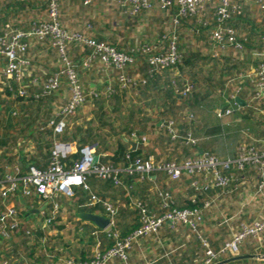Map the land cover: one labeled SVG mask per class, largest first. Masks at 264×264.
<instances>
[{
  "label": "trees",
  "instance_id": "trees-1",
  "mask_svg": "<svg viewBox=\"0 0 264 264\" xmlns=\"http://www.w3.org/2000/svg\"><path fill=\"white\" fill-rule=\"evenodd\" d=\"M38 1L40 2L37 4L31 2L30 6H24L23 4L25 3L23 0H0V37L4 36V33L9 30L7 26L10 25L9 22H17L20 15L28 12L26 11L27 7L28 9L36 8V10L44 8L48 15V1ZM65 1L66 0H62V8L64 7ZM69 1L71 3L85 4V0ZM93 1L94 0H90L88 5ZM123 1L124 0H117L118 4L124 8L127 17L142 15L143 13H148L155 9H159L160 12L169 10L170 15L172 16L171 20H173L171 33L160 36L155 43L142 44L132 52H124L106 40L89 36L88 32L91 30L90 27H88L86 31H73L62 24L63 28L70 33H78L88 39H94L97 42L115 47L118 51L130 56L132 61L128 62L123 69H119L115 65L105 64L98 57L93 60V65L95 66V64H98L99 66H97L99 70L102 69L105 75H107L104 83L100 84L103 94L94 100L91 98L92 102L94 101L93 103L95 104H93V109L91 110L93 118L90 122L87 124L74 125L72 132H69V126H66L62 133L54 135L53 129L40 130V127L38 126V123L44 119L41 116L44 115V109L50 107L48 101L56 98L62 88L63 80L61 78L60 90L53 94L44 95V86L55 72L49 76L46 75V73L44 74L42 80L45 81L39 91L34 90L35 88H33V86L35 85L28 83L31 76H25L23 84L28 87L31 95L29 98H22L9 92L7 94L12 97L13 100H7L4 98L3 94L0 93V152L3 148L9 147L10 142L13 141L12 143L16 145L17 140L25 136L35 139L42 152L45 148L46 150H49L48 144L46 147L44 145V148L42 144L53 139V137H57L56 139H59L62 142L74 143V153L67 157L66 164L68 167L65 166L66 170H71L80 161L82 155L81 150L85 146H93L95 144V153L98 156L100 155L98 166L112 168L115 172H113L110 177L105 178L98 174L88 175L86 178L87 189L83 187L74 188V197L72 199L75 201V203L73 202L74 204L89 208L88 212L91 213H95L96 211H102L103 213L107 212L106 206L103 205L102 201L108 202L114 207L116 213L114 216V225L111 227L112 232L111 234L109 233L110 236L107 232L102 233L100 234L101 237L96 240V242L93 240V237L89 239L88 242V245L93 246L99 243L97 249L102 252L115 246L116 239L113 237L112 233L117 232L121 238H125L140 228L143 223V210H146L150 215L156 217H161L166 212L172 210L201 212L202 220L199 222L200 224L196 230L190 225L181 222L175 226L181 225L184 228H187L193 238L202 245V242L205 241V237L202 235L201 231L202 225L206 219L207 211L215 206L217 199L228 198L229 194L232 192H237L239 190L241 192L244 188L242 176H244L249 169H254L256 176H260L258 168L249 165L246 166L244 170H223L224 175L232 177V181L227 188L215 187L213 184L207 183L201 175L192 177L184 174L181 177L183 181L185 178L190 179L187 185V197L182 199L173 195L169 189L166 188V190L160 188L151 177L162 174L170 183L179 182L181 179L177 181L172 180L169 178L168 173L163 171L142 173L135 170V161L140 159L142 162H148L151 159L150 156L153 150L149 148V146L144 145L145 143H142L141 141L140 147L135 151H131L124 136L130 137L131 134L136 131H140L141 133L145 132L147 140L152 139L150 141H152L153 146L158 147L161 150V155L154 158L156 164L176 163L177 165H182L186 161L196 160L201 157L224 162L227 160H236L245 147H255L260 149L264 145V138H256L251 135L249 137L248 135L243 137L244 133H241L239 138L236 134L226 133L222 128H218L221 126L220 123L222 120L217 117L216 114L217 109L225 107V99L230 95L232 96L241 93L240 97L247 102V106L249 103V105L252 106L255 103L259 104L260 102H264V99L262 101L253 100L256 91L255 86L254 91L252 94H249V97H247L246 94H243L242 89L245 86L244 83H253L245 80L241 84V76L248 72L243 73L245 71L243 63L237 64V62L234 61L236 56V58L243 57V53L249 46V34L253 30L248 31V24L241 23L243 19L239 16L240 14H234L226 25L231 27L234 26L233 24L240 25V30L233 28L236 31L237 38L240 39L242 49H236L234 46L228 44L225 50L219 51L220 55L223 54L222 57L213 58V56L210 55L208 58L205 57V54L201 50L195 48L197 46L195 41H207L208 39L206 36L209 33L208 49H210L209 52L211 49L214 50L211 30L216 23H211L209 19L205 17L204 11L195 16H183L180 14V7L175 3L176 0H172L174 2L173 6L165 9L162 7L161 0H149L151 3L150 8L141 7L138 12L132 13L130 10L126 11L125 9L126 6H130V4H123ZM31 14L32 13L29 14V17L32 20L29 22L24 21L21 28L15 26H10V28L13 30L29 32L48 20V17L43 20L40 19L41 15L38 17H31ZM214 17L216 20V10L214 12ZM176 18L179 20L178 23L175 22ZM7 20L8 23L6 22ZM259 33L260 35L258 38L260 40V46H262L261 36L264 33ZM172 41H175L176 43L177 52L182 59V64L175 70L167 69L161 73H155L156 67L151 63L150 57L166 55ZM32 42L36 43L38 49L44 50L46 47H51L59 55L57 48L53 45L50 38L44 40L28 38L27 50L22 55V59L28 62L26 63L27 65H23L25 68L36 65V60L34 57L32 58L33 52H31L30 48ZM145 45L150 46L151 48L153 47L154 51L149 54H144L143 52L138 51ZM73 47L79 48L81 51L80 56H83L84 60L90 58L94 53L93 48L83 45L82 43L74 42L67 46V56L70 60H72V56L69 51L70 48ZM81 57L77 59L78 64H81ZM261 58V56H256L255 67L260 64L262 60ZM0 61L4 63L5 67L7 64V58L2 57L0 58ZM183 64H185V66H183ZM40 73L42 72H35V76ZM1 75L7 80L3 74V70ZM7 81L13 82L15 80ZM37 81L40 82V80ZM37 81L33 83H38ZM80 84L82 85V81ZM230 85L235 86L234 90L228 89V87H231ZM188 87H191V92L187 95H183L184 90ZM78 111L69 116L67 119L68 122L71 121L73 118L72 116H75ZM45 123H48L46 118ZM24 124L25 126H23ZM173 135L178 136L174 139ZM188 138L196 141L197 149L194 155H192L188 149V151L185 149L186 151L182 154L177 150V147L180 145L189 148V145L184 144V142L189 143L187 142ZM162 153L164 155H162ZM162 156L170 158L169 160L162 161ZM38 160V155L24 158L25 164H31V166H35L36 161ZM3 171L4 169L0 168V177H2L4 173ZM258 180L260 179L258 178ZM261 182L262 180L257 184V191L260 195L264 193V189H261ZM175 184L177 186L180 183ZM150 187L152 192L148 191V188ZM148 193H152L154 196L150 198L148 197ZM162 193H168L170 195L169 207L167 209L163 206L164 201L162 200ZM127 194L136 202L126 199V202L122 204L125 208H122L121 205H115V203L112 202V200L117 198H126ZM92 196L97 197L101 202L95 204L92 203ZM155 200L159 202V211L154 207L155 205L153 201ZM132 204L133 206L135 205V209L130 215L137 216L136 223L138 224L132 226L131 230L122 232V224L125 223L124 220L126 218L125 215ZM2 210L3 207L0 205V212ZM124 211L126 213H123ZM262 220H264V218H258L241 224V227L236 234L242 230L243 225L248 224L253 226L254 223ZM165 225H167V223L164 224L163 227ZM124 228H128V226H125ZM99 231L102 232L101 230ZM19 234L26 239L31 240L33 238L34 241L37 240L35 238L36 234H32L28 229L23 228ZM157 234L146 237V239L156 236ZM248 238L253 237L250 236ZM82 243H84L83 240L81 241V244ZM205 244H207V242H205ZM225 245L222 248H224ZM86 246L87 245H82L81 248H76L73 251L74 256L69 257L66 261L72 260L76 264H83L89 261L93 256L94 251L90 257L87 256V254L84 253V247ZM221 249H212V251L219 252ZM25 250L31 259L37 255V260H32V264H46L51 259L50 257L48 258L46 250L41 248L36 242L31 250H27V248ZM260 253L264 255V245L260 249ZM1 256L0 253V257ZM64 264L66 263L64 262Z\"/></svg>",
  "mask_w": 264,
  "mask_h": 264
},
{
  "label": "crops",
  "instance_id": "crops-1",
  "mask_svg": "<svg viewBox=\"0 0 264 264\" xmlns=\"http://www.w3.org/2000/svg\"><path fill=\"white\" fill-rule=\"evenodd\" d=\"M28 1L30 0H23V2L25 3L23 5L30 6L31 2H34L36 4L40 2L38 0H31L30 2ZM233 4L241 8V14L239 15L243 19L241 23L248 24V31L253 30L249 34V46L243 53V57L234 58V61L237 62V64L243 63V65L245 66V71L243 73L250 72L255 68L256 56H263L264 54V48L260 46V40L258 38V36L260 35L259 32L264 33V9H262L261 7V0H235L233 1ZM218 5L219 3L208 4L205 7V17L208 18L209 21L213 24L216 23L214 12ZM72 6H77V14L71 15L67 21L68 14H66L63 10L64 8ZM129 8H131V6H126V11H128ZM26 9H28V7ZM154 12L160 13V15L163 17V20H154L153 18H151L152 15H157L154 14ZM72 16L73 18H75L73 23L71 22ZM46 18L47 13L46 11H44V14L40 17V19L43 20ZM171 18L172 16L170 15L169 10L160 12L159 9L149 11L148 13H143L142 15L127 17L126 13L124 12V8L118 4L117 0H94L90 5L71 3L69 0H66L64 3V7L62 8V24L65 25L66 28L69 27V29L73 31H86V29L90 27L91 30H89L88 32L89 36L106 40L107 42L113 44L115 47L124 52H132L142 44L155 43L160 36L170 34L171 29L173 28V20H171ZM31 20L32 19H30L29 21ZM24 21L28 22V20H26L24 16L20 15L18 21L15 22L17 24L9 22L10 25L7 26H15L17 28H21ZM6 22L8 23V20ZM233 25L235 29L240 30V25ZM208 35L209 33L206 36V38L208 39L206 42L209 44ZM195 43L197 44V41H195ZM197 47L198 46H196L195 48L197 49ZM30 48L31 52H33V57L40 56L41 53H43V51L45 50L38 49L35 42H32ZM46 49H48V47H46ZM209 50L210 49L208 48L203 49L202 52L207 56H213L215 54V51L211 49V51L209 52ZM80 52L81 51L78 47H73L72 49L70 48L69 53L72 56V60L70 61L72 62L75 70L79 75L80 82L82 81V85L86 94L88 96H91L94 90H102L100 84L104 83L105 77L107 75H105L102 69L99 70L98 64H95V67L93 65V61L89 66H85L84 62H86V60H84L83 56H80ZM222 56L223 54H221L219 57L213 58H220ZM80 57L82 58L81 64H78L77 59ZM57 58L60 64H58L59 66L56 69L55 73H61V71L64 69V64L62 61H60L58 54ZM183 66H185V64H183ZM3 67L4 63L0 61V93L7 94L11 92L10 88H13L14 90L17 89L18 83L16 81L8 82L7 80H5L3 75H1ZM24 70L26 76H31V81L29 80L28 83H30L31 85H35L33 86V88H35L34 90L38 91L42 88V84L45 81L42 80L44 74L46 73V75L48 76L52 74V72L46 71L43 68L38 70L37 68H35V65L29 68L24 67ZM39 71H41L42 73L35 76V72L39 73ZM61 77L63 83L67 82V84L69 85L66 76L63 75ZM37 80H40V82H38ZM35 81H37L38 83H33ZM242 83L243 82H241V84ZM244 85L245 86L242 89V92L243 94H246L247 97H249V94H252V92L254 91V85L248 82L244 83ZM234 88L235 86L228 87V89L232 90H234ZM62 90L63 92L70 95V89L64 90L62 88ZM240 96L241 93L232 96L230 95L225 99V107L216 110L217 117L222 120L220 123L222 127L220 126L218 128H222V130H225L226 133L236 134L238 137L241 133H244L243 137H246L247 135L249 137L251 135L256 138H264V102H260L259 104L255 103L252 106H250L249 103L247 106V102H245ZM237 99L244 101V104H239L236 101ZM48 102L50 103L49 108L51 109L52 100ZM93 102L91 101V103ZM227 110H230L231 112L229 114H226L225 112ZM220 113L223 114V116H219ZM89 114L90 117L87 116V118L85 116L83 119H87V121L91 120L93 118L91 110ZM41 116L44 119L38 123L40 130L53 129L54 135H58V133L55 132L54 128L50 125V122L52 121V119H54V115L49 116L46 114L45 116ZM45 118L46 120H48V123H45ZM87 123L88 122H86V124ZM76 124H80L79 121H76ZM23 126H25V124ZM69 132H72V129L69 128ZM145 135V132L141 133L140 131H136L131 134L130 137L124 136L129 145V149L131 151L137 150L140 147V138L145 137ZM28 138L31 139L28 142V148L31 146L32 149H35L36 147L40 151V154L38 153V151L37 153H33L34 151L30 148L29 151L31 152V155L29 156L38 155L39 160L36 161L37 165L35 164V166L39 168L43 167L42 169H47V167L49 166L52 151L55 149L57 144L72 145L71 154L74 153V143L72 144L70 142H62L59 139H56L57 137H53V139H50L42 144L43 148L44 145L45 147L47 146V144L49 145V150H46L45 148L42 152L39 149L40 147L35 139H32L30 137ZM150 140L148 139L144 145L149 146V148L153 150L150 158L154 159L156 158V156L161 155V150L158 147L153 146L152 141ZM130 142L136 143L135 150H132ZM184 144L189 145V148L183 145L178 146L177 150L180 151L181 154L187 149L191 152L192 155L196 153V144L191 145V143L189 144L186 142H184ZM18 145H20V142L18 143ZM181 146L184 149H182ZM92 147L96 149L95 144ZM12 153L13 158L10 160V162H0V168L4 169L3 172H5V168H8V170L11 172H16V169H18L22 174L25 173L29 169L31 164H25L24 158L29 156L20 149L13 150ZM162 155L164 154L162 153ZM169 158L170 157L167 158L166 156H162L161 160H169ZM98 159V161H100V155L98 156ZM66 166L68 167L67 164ZM258 178L262 180L260 176H256V174L254 173V169H249V171L246 172L244 176H242L244 188L241 192L240 190L237 192H232L229 194L228 198L216 200L215 206L207 211L205 222L202 225L201 232L205 237V241L203 240L204 242H202V245L199 244L200 242L196 241L193 238L187 228H184L181 225L171 226L168 223L159 231L156 236L142 239L138 244H136L130 252L127 261L124 262L121 260H115L113 262H110L109 264H204L208 249H221L227 242L233 239V236L239 231L241 224L258 218H264V199L263 196L260 195L257 191V184L260 181L258 180ZM151 179L157 185H159L160 188L169 189L170 192H172L176 197L182 199H185V197H187V185L190 178H185L184 181L183 179H181L179 182H175L180 183L177 186L175 183H170L162 174L152 176ZM151 190V187L148 188L149 192H152ZM162 194V200L164 201V197ZM153 196L154 194L148 193V197L151 198ZM126 199L132 200V202L135 201L131 196L127 194L126 198H117L112 200V202L115 203V205H121L122 208H125L124 206H122V204L126 202ZM73 202L75 203L73 199L60 197L56 203L58 205V208L54 209V204L48 202L45 199L38 198L34 190L30 193V195H26L23 193L22 189H19L17 192L10 194L8 200L4 202L5 204L2 203V200L0 198V205L1 207H3V209H5L6 206H25L23 210L24 212H21V210L17 208L20 214L19 222L21 224V230L23 228L28 229L29 232H32V234H36L37 236V240L32 242V246H27L28 242L26 241V239L23 236H20L19 233L21 232V230L17 231L9 238H0V253L2 255L0 259H8L10 261V264H31L30 261H32V259L27 255L25 249L29 248L31 250L36 242L41 246V248L46 250L48 258H51L46 264H64V261L66 259L63 260L62 257H60L61 254H64L61 253V250L63 252L64 249L60 248L59 246H66L67 244L64 243L62 237L61 239H57V237L61 236L64 232L68 234L73 230H76L78 232V235L76 236L79 242L78 245H87L86 247H84V253L90 257L93 251L98 248L99 243L95 246L88 245L89 239L93 237V240L96 242V240L101 237L100 234L106 233L109 227L106 230H101L95 224L84 219L83 215L90 213L104 216L110 220V225L112 219L109 216L108 212L103 213L102 211H96L95 213H91L88 212L89 208L74 204ZM153 202L155 205L154 207H156V209L159 211V202L157 200ZM129 208L130 209L127 213L125 212L127 210L123 212L126 213V218L124 220L125 223L122 224V232L129 231L132 229V226L138 224L136 223L137 216L130 215L131 213H133L135 205L133 206L132 204ZM70 218L72 219L73 224L68 225L66 224V222L71 223ZM238 218L240 219L237 220ZM63 220L66 221L63 222ZM125 226H128V228H124ZM96 229H99L102 232ZM45 231H48L47 234L45 233ZM22 239H24L25 242ZM82 240L84 243L81 244ZM205 242H207V244H205ZM263 245L264 233L256 238H247L240 245V251L237 255H228L221 262L230 260L237 256L255 255L257 256L255 258L231 261L226 264H264V255L260 253V249ZM81 247L79 246L77 248ZM72 254H74L73 251L71 255ZM68 261H65V263L67 264Z\"/></svg>",
  "mask_w": 264,
  "mask_h": 264
},
{
  "label": "built area",
  "instance_id": "built-area-1",
  "mask_svg": "<svg viewBox=\"0 0 264 264\" xmlns=\"http://www.w3.org/2000/svg\"><path fill=\"white\" fill-rule=\"evenodd\" d=\"M49 4L48 20L35 27L32 31L23 32L13 30L8 27V31L4 36L0 37V58H7V64L3 69V74L7 80H15L19 85L17 89L10 88L13 95H18L22 98H29L28 87L23 84V79L26 76L24 66L27 65L22 59L23 53L27 50L28 38H37L44 40L50 38L53 45L57 48L61 61L64 64V69L61 73H55L49 81L45 84L46 94H53L60 90L61 76L65 75L70 86V95L68 101L61 107L54 115V119L50 122L51 127L57 133H62L67 126V119L74 114L93 98L96 99L103 94L102 90H94L91 96H88L84 87L79 82L78 73L75 70L72 62L67 56V46L71 43H82L93 48L94 53L86 62L85 66H89L95 58L101 59L107 65H115L119 69H123L126 64L132 59L123 52L118 51L115 47L108 44L97 42L88 39L87 37L78 34L70 33L63 28L62 25V0H47ZM163 9L174 5L172 0H161ZM235 0H176L175 3L180 7V14L183 16L197 15L205 11L208 4L219 3L216 8V25L211 30L212 40L214 42L215 54L213 57H219V51L225 50L227 45H232L236 49H242L240 39L237 38L236 31L233 27L227 26L226 23L233 17L234 14H241V8L233 4ZM90 0H85V4H89ZM129 3L130 12L136 13L141 7L150 8L149 0H124L123 4ZM261 7L264 9V0H261ZM179 22L178 18L175 20ZM262 46L264 48V34L261 36ZM154 48L150 46H143L138 51L144 54L153 52ZM262 60L253 70L241 76V82L251 81L255 86L254 101L264 99V54L261 56ZM151 63L156 67L155 73H161L167 69H176L182 64V59L177 52L175 41H172L170 48L166 55H157L150 57ZM25 64V65H24ZM24 65V66H23ZM123 78V76H122ZM191 92V87L184 90L183 95ZM231 111L227 110L225 113L229 114ZM223 116V114H219ZM176 138V135H173ZM142 143L147 142L146 137H141ZM187 142L196 144V141L188 138ZM72 145L57 144L52 151L50 163L47 169H39L36 166H30L25 173H21L16 169V172H11L5 168V172L0 177V198L5 204L10 194L22 189L23 193L30 195L34 190L38 198L45 199L54 204V209L58 208L57 200L60 197L72 199L74 197V188L83 187L87 189L86 178L90 174H98L105 178L110 177L113 172L112 168L99 167V161L94 164L95 148L92 146L84 147L81 150V159L71 170H66V159L71 154ZM135 170L142 173H151L153 171L167 172L172 180H180L182 175L188 176H203L204 180L213 184L215 187L227 188L232 181L231 176L223 174V170H244L246 166L253 165L258 168L260 177L262 178L261 189H264V145L258 149L255 147H245L242 153L236 160H227L224 162L215 161L207 158H197L196 160H189L182 165L176 163L156 164L153 158L148 162H142L140 159L135 161ZM116 181V180H115ZM118 183V181H117ZM261 192V191H260ZM164 197L163 206L167 209L169 207L170 195L168 193L162 194ZM264 199V193H262ZM101 200L92 196V203H100ZM103 202L106 206L107 212L111 217V225L107 233L111 234V227L114 225L115 209L108 203ZM6 206V205H5ZM5 208V207H4ZM143 223L134 232L125 238H121L117 232L112 233L116 239V244L104 252L96 249L89 261L83 264H109L114 259L127 261L128 256L134 246L138 244L143 238L155 235L163 227L164 224H171L175 226L179 222L190 225L194 230L197 229L199 222L202 220L201 212L199 211H178L172 210L166 212L161 217L150 215L146 210L142 211ZM19 210L16 206H6L0 212V238H9L12 234L21 230L19 222ZM264 233V220L256 222L253 226L245 224L242 230L234 236L232 241L228 242L224 248L219 252L207 250V257L204 264H217L221 262L229 254L237 255L240 250V245L248 237H258ZM109 234V236H110ZM0 264H10L8 259H0ZM67 264H76L69 260Z\"/></svg>",
  "mask_w": 264,
  "mask_h": 264
},
{
  "label": "rangeland",
  "instance_id": "rangeland-1",
  "mask_svg": "<svg viewBox=\"0 0 264 264\" xmlns=\"http://www.w3.org/2000/svg\"><path fill=\"white\" fill-rule=\"evenodd\" d=\"M26 11H28V12L27 13H24L22 16H24L25 19L28 20V22H29V20L31 18L27 14L32 13L30 15L31 17H38L39 15L43 16L45 9L42 8V9L36 10L35 8H33V9L29 8ZM63 11L66 14H68V17H67V21H68V19L70 18L71 15L77 14V6H72V7L64 8ZM78 13H80V12H78ZM154 14H157L159 16L152 15L151 18H153L154 20H157V19L163 20L162 19L163 17L160 15V13L154 12ZM78 16H79V14H78ZM85 19H86V17H85ZM74 20H75V18H73V16H72L71 17V22L73 23ZM12 22L15 23L16 21H12ZM15 24H17V23H15ZM197 46H198L197 47V50L203 51L202 49H205V48L207 49L208 48V43L206 41H199V42H197ZM234 56H236V55H234ZM205 57H208L209 58V56H207V55H205ZM32 58H33V55H32ZM34 58L36 60L35 61V63H36L35 68H37L38 70L43 68L44 70L50 71V72L53 73L58 68V66H59L58 64H60L59 61H58V58H57L56 51L53 50L51 47L50 48L48 47V49L45 48V50L43 51V53H41L40 56H37V57H34ZM209 60H212V59H209ZM62 88L64 90H67V89L70 88V86L67 84V82H64V83H62ZM62 88H61V91H60L59 95H57L56 98L51 99L52 100V102H51L52 103V108L51 109L50 108H45L44 109V111H45L44 112V116L46 114L49 115V116L50 115H56V113L58 112L59 107L63 106L68 101L69 94L63 92ZM3 95H4V98H6L7 100H13V98L10 97V96H8V94L3 93ZM93 104H95V103L88 102L86 105H84L82 108H80V110L77 112V114L75 116L74 115L72 116L73 118L71 119L70 122H68V120H67V127L69 126V128L72 129L73 126L76 125V121H79L80 124H86V122H90V120L87 121V119L85 120L83 118L85 116L86 117L87 116L90 117V114L89 113H90V110L93 109L92 108L93 107ZM69 123H70V125H69ZM29 140H31V139H29L27 136H25V137L19 138L17 140L16 145H14L12 143L13 141L10 142V146L9 147L3 148L1 150V152H0V162H8V161L10 162V160L13 158V155H12L13 153L12 152H13V150H16V149L17 150L20 149V150L24 151L25 154H27L28 156L31 155V152L29 151V149L31 148V146L29 148L27 146ZM19 142H20V145H18ZM31 150L34 151L33 153H35V152L37 153V151H38V153L40 154V151L36 147H35V149H32L31 148ZM17 208H19L21 210V212H24L23 210H24L25 206L23 205L22 207L19 206ZM239 219L240 218H238L237 220H239ZM70 220H71V223L70 222H66V224H68V225L73 224V221H72L71 218H70ZM65 221L66 220H63V222H65ZM48 231H45V233L47 234ZM77 233L78 232L76 230L75 231L73 230L72 232H70L68 234H66V232H64V233H62L61 236L57 237V239H61V237H62V240H64V243L67 244L66 246H63V245H60L59 246L60 248H63L64 249L63 252L61 250V253H64V254H61V256H60V257H62L63 260H65V259L67 260L69 257H73L74 254L71 255L72 251H74L77 247H79V246L81 247L82 246V245H78V243H79L78 242V238H76V236L78 235ZM35 238H37V236H35ZM22 240L25 242L24 239H22ZM26 240L28 242L27 243V246H32V242L34 241V239L32 238L31 240H29V239H26ZM27 250H30V249L27 248ZM32 260L36 261L37 260L36 256ZM115 260H119V259H114L111 262H113Z\"/></svg>",
  "mask_w": 264,
  "mask_h": 264
},
{
  "label": "water",
  "instance_id": "water-1",
  "mask_svg": "<svg viewBox=\"0 0 264 264\" xmlns=\"http://www.w3.org/2000/svg\"><path fill=\"white\" fill-rule=\"evenodd\" d=\"M236 101L239 104H244V101H242L240 99H237ZM130 145H131L132 150H135L136 143L130 142ZM98 160H99L98 156H94L93 163L96 164L98 162ZM83 218L88 220L89 222L95 224L101 230H106L109 227V225H110V220L108 218L104 217V216H101V215L87 213V214L83 215ZM255 257H257V256H255V255L237 256L235 258H232V259L227 260V261L220 262L218 264H226V263H229L231 261L248 259V258H255ZM258 257H260V256H258Z\"/></svg>",
  "mask_w": 264,
  "mask_h": 264
}]
</instances>
